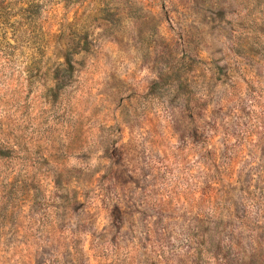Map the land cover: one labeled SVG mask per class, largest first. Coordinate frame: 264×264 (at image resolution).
<instances>
[{
  "label": "rangeland",
  "instance_id": "374dc122",
  "mask_svg": "<svg viewBox=\"0 0 264 264\" xmlns=\"http://www.w3.org/2000/svg\"><path fill=\"white\" fill-rule=\"evenodd\" d=\"M0 264H264V0H0Z\"/></svg>",
  "mask_w": 264,
  "mask_h": 264
}]
</instances>
